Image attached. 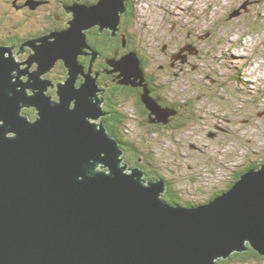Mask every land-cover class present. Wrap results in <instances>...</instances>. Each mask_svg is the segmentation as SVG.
I'll list each match as a JSON object with an SVG mask.
<instances>
[{"label": "water", "instance_id": "1", "mask_svg": "<svg viewBox=\"0 0 264 264\" xmlns=\"http://www.w3.org/2000/svg\"><path fill=\"white\" fill-rule=\"evenodd\" d=\"M125 2L74 4L70 28L38 52L42 63L62 58L70 68L58 98L37 79L30 94L0 47V264H217L248 244L264 255V164L207 202L171 203L166 181L128 166L119 139L97 120L95 79L76 86L83 30L115 31ZM113 64L124 83L145 87L154 122L177 114L149 95L137 52Z\"/></svg>", "mask_w": 264, "mask_h": 264}, {"label": "rangeland", "instance_id": "2", "mask_svg": "<svg viewBox=\"0 0 264 264\" xmlns=\"http://www.w3.org/2000/svg\"><path fill=\"white\" fill-rule=\"evenodd\" d=\"M133 2L146 70L189 121L146 125L126 100L124 158L133 151L151 156L161 177L148 178L132 158L125 162L141 167L148 181L173 184L180 202H207L230 188L237 171L264 164V0ZM161 64L171 70L163 73ZM261 256L234 264H264Z\"/></svg>", "mask_w": 264, "mask_h": 264}, {"label": "flooded vegetation", "instance_id": "3", "mask_svg": "<svg viewBox=\"0 0 264 264\" xmlns=\"http://www.w3.org/2000/svg\"><path fill=\"white\" fill-rule=\"evenodd\" d=\"M98 2L99 0H0V47L5 51V56L13 57V60H10L13 66L17 65L16 77H19L27 85V91L30 94L39 88L34 82L37 79L40 86L48 82L47 92L58 98L57 91L60 84L67 82L70 68L62 58L55 59L51 64H44L37 54L46 48V45L56 40L57 33L70 28L71 21L74 19V10L72 9L74 4L85 3L91 6ZM126 4H128L127 8ZM131 9H133L131 0H126L125 10L115 31L106 26L101 29L100 25L84 29L88 46L76 58L82 66V70L76 76V86L80 87L87 79L86 75H90L102 89L97 93V97L103 98L101 106L104 114L101 116V122H104L108 132H110L109 127L111 129L112 127L108 125L107 120L117 117V115L121 116L122 112L120 111L125 107L123 104L126 103V100L131 99L133 108L143 118V123L158 125L159 122H162L153 121L155 115L142 101L145 87L124 83L125 77L113 64V61L119 60L131 52H138L141 58V67L144 70L143 83L146 84L149 95L164 108L173 109L176 107L175 103L170 105L156 90V84L153 85L150 81V75L154 77L155 75L147 72L146 67L149 62L139 52L138 44L141 37L136 29V17L126 22L127 14L131 12ZM99 37L105 38V42ZM100 47L103 48L100 49ZM190 52L191 50L185 55ZM178 55L180 56V54ZM175 56L177 57V55ZM170 66L158 65L161 71H166L168 67L171 69ZM14 79L16 80V78ZM137 81L139 80L137 79ZM24 111L33 119L36 117L35 108L25 107ZM176 113L168 118V126L174 125L173 122L179 121L178 119L183 114L181 111H176Z\"/></svg>", "mask_w": 264, "mask_h": 264}, {"label": "trees", "instance_id": "4", "mask_svg": "<svg viewBox=\"0 0 264 264\" xmlns=\"http://www.w3.org/2000/svg\"><path fill=\"white\" fill-rule=\"evenodd\" d=\"M131 2H132V5H133V9H131V12L129 13V14H127V19H126V22H129L130 20H132V19H135V17H136V9H135V7H134V2H133V0H131ZM127 6H128V4H126V8H127ZM97 36V35H96ZM101 36V35H100ZM101 40H103V42H105V38L104 39H102L101 37H99ZM104 44V43H103ZM105 47V46H104ZM103 47H100V49H102ZM134 48V47H133ZM139 51H141V50H139ZM138 53V52H137ZM142 55V57L143 56H145V55H143V54H141ZM138 57H139V54H138ZM139 59H141L140 57H139ZM145 59L148 61V58L145 56ZM227 60V59H226ZM140 62L142 63V61L140 60ZM226 64H227V62H226ZM158 68V67H157ZM171 70V69H170ZM155 72H156V76H157V71L155 70ZM163 72V71H162ZM164 73V72H163ZM170 75H173V74H170ZM150 81H151V83L153 84V85H155L156 84V79H155V77L153 76V75H150ZM113 101H115V99H112ZM165 105H167V103H164ZM171 105V104H170ZM173 109H175V111H177V112H179V111H181L179 108H173ZM120 112H122V114H121V116H118L117 115V117H112V118H110V120H107V123H108V125H110L111 127H112V129L109 127V131H110V133L113 135V136H115L117 139H119V141H125L124 139H123V137H124V134H123V132L121 131V130H119V129H121V126L125 123V121H126V119H127V114H126V112H124L123 110L122 111H120ZM182 112V111H181ZM183 113V112H182ZM123 114H124V116H123ZM122 119V120H121ZM180 120H182V122L183 121H185L186 120V122H188L189 121V117L187 116V115H182L181 116V118H179ZM120 120V121H119ZM179 120V121H180ZM120 123V124H119ZM178 124V123H177ZM117 128H119V129H117ZM126 143H129L128 141H125ZM128 148V147H127ZM130 151H133V150H138V149H140V147H138V146H133V147H129L128 148ZM139 151V150H138ZM131 154H128V155H125V158L126 159H131L132 158V160L133 161H135V163H137V164H139L142 168H144V169H146L147 170V174H146V176L148 177V178H150V177H161V175L160 174H158V172L157 171H155L156 169H155V166H154V164L152 163V157L150 156H142L141 157V155H140V157L141 158H139L138 156H136L137 155V153H135V151H133V152H130ZM141 153V152H140ZM142 154H144L143 152H142ZM131 155V156H130ZM259 165V163H253L252 165H248L247 167H248V169L249 168H252V167H259L258 166ZM247 169H242L241 171H237L236 172V176H235V178H234V180L233 181H231L230 183H229V186L231 187L233 184H234V182L235 181H237L239 178H240V176H241V174L242 173H244L245 171H246ZM221 191H223V190H221ZM221 191H219V192H221ZM219 192L218 193H216V195L217 194H219ZM215 196V195H214ZM213 196V197H214ZM164 197H165V199L167 200V201H169V202H171V203H176V202H178V203H182V204H184V205H193V204H196L195 202L193 203V202H191V201H186V202H180V196H179V191L174 187V185L173 184H171V183H169L168 182V184H167V186H166V191H165V193H164ZM248 246V249L247 250H245V251H242V252H238V251H236V252H233L232 254H230V256L229 257H227V258H220V259H218L217 260V264H234V263H246V262H248V260H251V259H259V258H262V256H261V254L258 252V251H256L255 249H253L252 247H251V245L250 244H248L247 245Z\"/></svg>", "mask_w": 264, "mask_h": 264}, {"label": "bare ground", "instance_id": "5", "mask_svg": "<svg viewBox=\"0 0 264 264\" xmlns=\"http://www.w3.org/2000/svg\"><path fill=\"white\" fill-rule=\"evenodd\" d=\"M199 118V117H198Z\"/></svg>", "mask_w": 264, "mask_h": 264}]
</instances>
